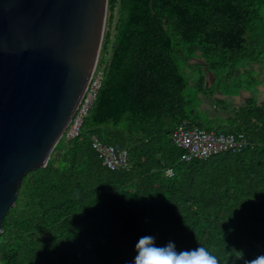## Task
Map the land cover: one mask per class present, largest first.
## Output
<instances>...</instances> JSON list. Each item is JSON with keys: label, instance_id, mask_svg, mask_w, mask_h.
Returning <instances> with one entry per match:
<instances>
[{"label": "trees", "instance_id": "obj_1", "mask_svg": "<svg viewBox=\"0 0 264 264\" xmlns=\"http://www.w3.org/2000/svg\"><path fill=\"white\" fill-rule=\"evenodd\" d=\"M108 14L97 99L79 135L23 178L0 264H131L148 234L218 264L264 254V0H108ZM184 125L257 147L181 162L172 135ZM94 138L131 168L110 171Z\"/></svg>", "mask_w": 264, "mask_h": 264}, {"label": "water", "instance_id": "obj_2", "mask_svg": "<svg viewBox=\"0 0 264 264\" xmlns=\"http://www.w3.org/2000/svg\"><path fill=\"white\" fill-rule=\"evenodd\" d=\"M107 12L108 0H0V236L23 178L45 167L76 114Z\"/></svg>", "mask_w": 264, "mask_h": 264}, {"label": "built area", "instance_id": "obj_3", "mask_svg": "<svg viewBox=\"0 0 264 264\" xmlns=\"http://www.w3.org/2000/svg\"><path fill=\"white\" fill-rule=\"evenodd\" d=\"M102 80L103 71H99L96 67L76 114L65 132L67 137L75 138L79 135L83 121L97 99ZM172 141L177 148L183 151L180 161L186 163L194 160H206L226 152L241 153L244 150H254L257 147L243 133L206 132L197 128L186 129V125L174 131ZM92 147L110 171L129 170L131 168L126 150L104 145L97 138L93 139ZM173 175V169L167 168L165 171L166 178H171Z\"/></svg>", "mask_w": 264, "mask_h": 264}, {"label": "clouds", "instance_id": "obj_4", "mask_svg": "<svg viewBox=\"0 0 264 264\" xmlns=\"http://www.w3.org/2000/svg\"><path fill=\"white\" fill-rule=\"evenodd\" d=\"M238 253L233 257V264H237V261L242 264H264V254L246 259L242 250ZM131 264H218V260L203 246L180 250L174 241L158 244L157 238L148 234L138 239Z\"/></svg>", "mask_w": 264, "mask_h": 264}, {"label": "crops", "instance_id": "obj_5", "mask_svg": "<svg viewBox=\"0 0 264 264\" xmlns=\"http://www.w3.org/2000/svg\"><path fill=\"white\" fill-rule=\"evenodd\" d=\"M210 78H211V82H212V76L211 75L208 77L209 82H210ZM247 96H248V94H246L245 97H241V94H240L237 97H232V98H229L227 100H228V103H230V104H232L234 106V105H238V104L242 103ZM207 106L209 108L213 109V106L210 103H207ZM221 115H222V113H221ZM225 115L226 114H223L222 116L225 117Z\"/></svg>", "mask_w": 264, "mask_h": 264}, {"label": "flooded vegetation", "instance_id": "obj_6", "mask_svg": "<svg viewBox=\"0 0 264 264\" xmlns=\"http://www.w3.org/2000/svg\"><path fill=\"white\" fill-rule=\"evenodd\" d=\"M262 87H259V90L261 89ZM257 99L259 100V102H263L264 101V89L259 91V94L257 95Z\"/></svg>", "mask_w": 264, "mask_h": 264}, {"label": "rangeland", "instance_id": "obj_7", "mask_svg": "<svg viewBox=\"0 0 264 264\" xmlns=\"http://www.w3.org/2000/svg\"><path fill=\"white\" fill-rule=\"evenodd\" d=\"M108 19H109V14H108V12H107V20H106V24H105V29H104V34L107 32V30H108V27H107V21H108ZM113 29H114V24L112 25V27H111V31H113ZM210 75H208V77H209ZM210 81H211V78H210Z\"/></svg>", "mask_w": 264, "mask_h": 264}]
</instances>
